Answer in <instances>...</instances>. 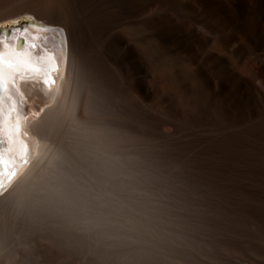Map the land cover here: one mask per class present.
<instances>
[{
    "label": "rangeland",
    "instance_id": "rangeland-1",
    "mask_svg": "<svg viewBox=\"0 0 264 264\" xmlns=\"http://www.w3.org/2000/svg\"><path fill=\"white\" fill-rule=\"evenodd\" d=\"M138 3L135 10L108 8L104 0L52 5L50 18L68 24L105 97L97 108L79 88L80 118L53 134L67 160L66 190L34 218L13 202L5 264L27 252L28 239L41 264L53 261L55 238L70 234L78 212H167L174 199L206 194L201 183L219 181L216 168L248 158L225 153L264 147V0H152L149 20L144 0ZM130 126L137 145L122 141Z\"/></svg>",
    "mask_w": 264,
    "mask_h": 264
},
{
    "label": "bare ground",
    "instance_id": "bare-ground-1",
    "mask_svg": "<svg viewBox=\"0 0 264 264\" xmlns=\"http://www.w3.org/2000/svg\"><path fill=\"white\" fill-rule=\"evenodd\" d=\"M25 1L0 0L1 29H21L14 31L13 35L23 34L31 38L35 33L33 28L23 30L25 23L20 26L12 23L34 16L51 29H62L63 32L54 35V41L59 39L52 45L55 53L51 54L48 50L43 53L50 60L48 69L36 62L34 51L26 43V49L22 51L29 62L26 68H34L35 73H29L23 82L12 78L24 67L12 61V58L16 61L13 54H9L8 59L3 58V63H0V79L3 83L6 81L5 90L0 95V156L7 165L14 166L8 172L18 173L11 177V185L0 194V264H5L9 254L8 241L15 225L13 202L22 204L26 213L34 218L39 210L56 206V200L66 190L69 179L67 160L53 140V134L62 126H75L80 116L77 111L79 88L85 87L92 93L96 107H100L105 97L98 78L75 51L68 24L50 18L49 13L54 8L52 5L58 0ZM139 1L104 0L108 8L117 6L118 9L130 10H135ZM144 3V14L149 20L152 0H144ZM37 36L46 37L47 33ZM62 42L66 45L63 49L60 47ZM35 44H40V41ZM62 51L64 63L61 65L57 58ZM6 65H11L13 69L4 68ZM57 72L62 73V79L53 83ZM207 94L211 95L210 92ZM130 128L121 138L127 144H134L140 136L136 134L135 128ZM225 154L248 158L229 163L236 167L233 169H227L224 164L219 169L215 167L220 180L217 178L214 183L203 181L201 184L206 194H186V197L174 199V206L167 212H129L117 218L93 210L77 211L74 217L71 213L70 234L55 238L54 260L50 261L44 256L49 261H46L47 264H264V147L257 148L254 145V148ZM219 156L223 158L224 153L219 152ZM213 169L210 170L213 172ZM230 174L235 177L229 180L226 177ZM0 179L4 181L3 177ZM5 179L7 185L9 174ZM221 190H227L228 193H222ZM27 226L29 229L26 228V231L32 232V226ZM25 245L27 252L15 256L12 263L41 264L34 251L35 244L28 239Z\"/></svg>",
    "mask_w": 264,
    "mask_h": 264
},
{
    "label": "snow or ice",
    "instance_id": "snow-or-ice-1",
    "mask_svg": "<svg viewBox=\"0 0 264 264\" xmlns=\"http://www.w3.org/2000/svg\"><path fill=\"white\" fill-rule=\"evenodd\" d=\"M29 27H32L37 35H41V34H44V33H48L49 31H52L53 34H55L56 32H60V33L63 32L62 29L55 30V29H50L47 26H45L44 28H38V27H35V26L24 25V26H22V29L23 30H27ZM19 30H21V29H14L12 31H19ZM5 34H7V33H5L3 30H0V36H3ZM30 47L35 48L36 45L33 44V45H30ZM44 47L48 51L55 53V47H48L47 41L44 42ZM60 47L63 49L64 47H66V45L63 44V42H62L61 45H60ZM21 50H22V46H21ZM57 62L59 64H61V65L64 63L63 51L61 52L60 57L57 58ZM0 63H3L2 55H0ZM60 79H62V73L57 72L54 75V77H53V83H58ZM4 90H5V85L3 83V80L0 79V95H2V93L4 92ZM10 99H11V97H10ZM0 143H2V142H0ZM2 161H3V157L0 156V175H2V173H3ZM24 162L27 163L28 162L27 159H25ZM17 174H18L17 172H9L10 179H9L7 185H5L4 181L2 179H0V194H2L6 190V188L11 185V183H12L11 177L16 176Z\"/></svg>",
    "mask_w": 264,
    "mask_h": 264
},
{
    "label": "clouds",
    "instance_id": "clouds-1",
    "mask_svg": "<svg viewBox=\"0 0 264 264\" xmlns=\"http://www.w3.org/2000/svg\"><path fill=\"white\" fill-rule=\"evenodd\" d=\"M9 54H11V51H7V55H6V57L8 58V57H10V55ZM29 62H28V60H26L25 61V64H26V66H27V64H28ZM28 70H31V69H28ZM42 70H40V72H41ZM12 78H13V76H12ZM6 82V81H5Z\"/></svg>",
    "mask_w": 264,
    "mask_h": 264
},
{
    "label": "water",
    "instance_id": "water-1",
    "mask_svg": "<svg viewBox=\"0 0 264 264\" xmlns=\"http://www.w3.org/2000/svg\"><path fill=\"white\" fill-rule=\"evenodd\" d=\"M0 30H3V29H1V28H0ZM6 32H7V33H9V32H10V28H9V29H7V30H6Z\"/></svg>",
    "mask_w": 264,
    "mask_h": 264
}]
</instances>
